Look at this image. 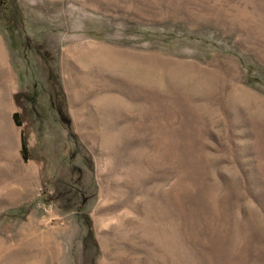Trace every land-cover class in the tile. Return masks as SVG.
<instances>
[{
    "label": "rangeland",
    "instance_id": "374dc122",
    "mask_svg": "<svg viewBox=\"0 0 264 264\" xmlns=\"http://www.w3.org/2000/svg\"><path fill=\"white\" fill-rule=\"evenodd\" d=\"M0 264H264V0H0Z\"/></svg>",
    "mask_w": 264,
    "mask_h": 264
},
{
    "label": "trees",
    "instance_id": "16d2710c",
    "mask_svg": "<svg viewBox=\"0 0 264 264\" xmlns=\"http://www.w3.org/2000/svg\"><path fill=\"white\" fill-rule=\"evenodd\" d=\"M15 117H16V115H14V118H15ZM21 150H22V153L25 154V153H24V152H25V146H24V144L22 145V149H21Z\"/></svg>",
    "mask_w": 264,
    "mask_h": 264
}]
</instances>
